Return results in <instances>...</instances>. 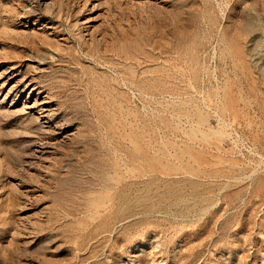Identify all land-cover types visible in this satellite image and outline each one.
<instances>
[{"label": "rangeland", "instance_id": "1", "mask_svg": "<svg viewBox=\"0 0 264 264\" xmlns=\"http://www.w3.org/2000/svg\"><path fill=\"white\" fill-rule=\"evenodd\" d=\"M0 264H264V0H0Z\"/></svg>", "mask_w": 264, "mask_h": 264}]
</instances>
